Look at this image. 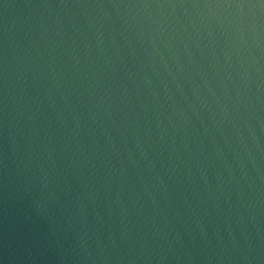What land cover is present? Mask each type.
Wrapping results in <instances>:
<instances>
[{
	"label": "water",
	"instance_id": "water-1",
	"mask_svg": "<svg viewBox=\"0 0 264 264\" xmlns=\"http://www.w3.org/2000/svg\"><path fill=\"white\" fill-rule=\"evenodd\" d=\"M0 264H264V0H0Z\"/></svg>",
	"mask_w": 264,
	"mask_h": 264
}]
</instances>
